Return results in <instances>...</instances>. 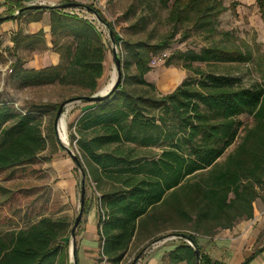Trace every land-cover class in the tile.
Here are the masks:
<instances>
[{
	"label": "trees",
	"instance_id": "16d2710c",
	"mask_svg": "<svg viewBox=\"0 0 264 264\" xmlns=\"http://www.w3.org/2000/svg\"><path fill=\"white\" fill-rule=\"evenodd\" d=\"M255 2L264 22V0ZM84 7L107 25L118 46L122 40L103 14L97 8ZM227 10L223 0H172L167 17L170 33L157 45L126 43L137 70L128 79L147 90L136 93L126 86L132 63L119 55L123 60L117 88L100 102L82 101L87 109L71 126L70 138L80 153L77 168L86 174L87 183L94 181L102 190L101 254L110 264H121L138 234L148 228L156 233L178 231L149 245L169 236L183 237L162 256L163 264H220L202 251L199 239L253 219L255 202L264 200V54L258 66L262 83L251 87L192 66L250 63L253 56L245 46L213 44L199 53L178 52L189 75L167 95H156L154 85L144 79L151 56L173 43L179 26L191 24L214 34L218 18ZM18 11L19 15L49 11L54 45L62 33L70 39L54 51L60 56L56 66L25 70L17 60L13 78L19 86L60 84L87 91L78 98L94 96L106 72V43L98 29L65 9L19 7ZM7 17L5 21L16 16L13 12ZM43 34L18 32L12 42L15 47L35 37L43 42ZM187 38L186 33L182 39ZM243 115L252 122L243 124L239 119ZM50 133L56 136L54 124ZM47 145L38 113L20 114L0 107V174L32 165ZM106 183L110 190L103 189ZM12 193V188L0 185V205ZM85 208L86 195L83 213ZM161 224L168 225L161 229ZM68 231L64 219L42 218L28 228L0 234V264H71ZM75 261L77 264L76 247Z\"/></svg>",
	"mask_w": 264,
	"mask_h": 264
},
{
	"label": "rangeland",
	"instance_id": "374dc122",
	"mask_svg": "<svg viewBox=\"0 0 264 264\" xmlns=\"http://www.w3.org/2000/svg\"><path fill=\"white\" fill-rule=\"evenodd\" d=\"M3 1L8 2V4L4 5L6 10H3V14L14 12L19 28L20 24H26L34 18L32 15H29L30 11L19 15V7L39 4L45 6L60 4V0ZM63 1L66 2L65 4L74 3L80 5L77 8L65 9V13L74 14L87 21L96 19L95 25L105 40L106 72L101 88L96 94L102 92L111 83L115 74L116 81L118 80V70L115 64L114 45L111 41L110 30L107 25L101 22L95 14L84 6L97 8L107 22L111 24L120 40H122L116 46L118 55L123 56L125 60H129L132 63L131 68L126 72V86L136 93L147 90L132 84V81L128 79L129 76L136 75L137 70L129 50L126 49V43L136 44L142 42L149 45H157L166 34L170 33L172 25L168 23L167 17L172 0H169L167 5L164 3L166 0ZM223 3L228 10L218 18L215 26L216 33L212 34L205 30L193 28L191 24L179 26L173 43L166 49L160 50L151 56L149 71L144 75V79L154 85L156 95L163 96L172 93L188 77L189 73L183 69V62L178 58V52L182 54L190 52L199 53L213 44L229 47L237 46L242 49H244V46L249 47L253 59L250 63L245 64L219 63L206 66L205 64L193 63L192 66L194 68H201L207 73L228 77L236 85L242 87H251L256 83H262V72L259 71L258 66L259 57L264 54V22L258 6L255 1L251 0H223ZM232 3L236 4L235 7H233L234 5L232 6ZM44 13L50 15L49 11L40 12L35 15V18ZM18 29L17 31H12L13 34L10 35V41H12V38L18 32L21 35L24 33L23 29L19 31ZM186 33L188 34V38L183 41L182 38ZM224 33H228L229 36L225 37ZM19 38L21 39L22 37ZM39 40H41L40 37H35V39L24 41L15 47L14 43L9 41V38L4 39L0 35V107L5 106L13 112L20 114L38 113V117L42 122L43 134L48 137L47 149L32 165L17 169L13 173L0 174V185L12 188L13 190L9 201L0 205V234L28 228L42 218H62L68 226L69 231L66 239L69 241L71 247V230L79 212L80 200L78 196L75 206L72 205L66 191L56 187L58 177L52 159L58 149H60L59 146L71 149L80 158L76 141L72 140L70 135L73 130L71 126L75 125L83 111L75 120L71 118V114L74 110L81 109L83 103L81 101L70 102V100L86 94L87 91L60 84L35 88H23L19 86V82L13 78V70L17 60L24 62V60L34 59L35 55H41L48 51L44 34L43 42ZM53 40L54 38L49 34L47 41L50 43L51 47L49 49L52 51L58 50L59 45L70 41L63 33L57 37V46L54 45ZM168 60L171 62L170 65L167 64ZM169 79H172V83H167L168 86H166L167 84L165 83ZM64 103H66V106L62 122L66 127L67 143L59 141L56 136L50 133L58 111V109H54V106H60ZM85 109L87 108L85 107ZM150 114H153V112L150 111ZM239 119L243 124H250L252 122V119L247 115H243ZM242 134L240 131L238 137L240 138ZM232 150L233 147L227 150L221 162L225 160ZM76 177L81 188L83 178L80 169L76 170ZM102 187L105 190L111 189L108 183ZM80 188L78 187V190ZM85 189L86 192L94 189L93 193L97 197L101 198L102 196V190L96 187L94 181L87 183L85 180ZM166 225L168 224H161L160 228L164 229ZM172 232L178 231L169 230L156 233L154 228L141 231L133 241L121 264H133L138 256L139 258L135 264H163L158 259L159 254L172 250L181 243V239L177 236H169L162 238L159 242L156 241L150 245L149 243L156 238ZM263 242L264 233L260 237V243ZM101 253L102 250L100 251L99 263L110 264Z\"/></svg>",
	"mask_w": 264,
	"mask_h": 264
},
{
	"label": "crops",
	"instance_id": "0c3cea01",
	"mask_svg": "<svg viewBox=\"0 0 264 264\" xmlns=\"http://www.w3.org/2000/svg\"><path fill=\"white\" fill-rule=\"evenodd\" d=\"M6 4L8 2L0 0V17L12 14H3ZM36 14L29 12L34 18L26 24H20V28L16 19L0 23V35L4 39L9 38V41L12 31H17L18 28V31L23 29L22 35L33 36L43 31L48 51L35 55L34 59L24 60L22 68L25 70H39L60 63V56L49 49L51 45L47 41L50 34V15L44 13L35 18ZM84 108L82 105L81 109L74 110L71 118L75 120ZM59 147L52 159L57 170L56 187L65 190L70 197V203L75 206L78 196L79 200L81 198V188L76 177L78 168L66 148ZM93 190L86 192V208L76 231L77 264H101L99 260L102 245L100 238L102 214L100 198L93 193ZM262 233H264V200H257L254 204L253 219L241 221L231 229L221 230L213 237H201L199 243L202 251L220 264H264V242L260 243ZM164 254H159L158 259L161 260Z\"/></svg>",
	"mask_w": 264,
	"mask_h": 264
},
{
	"label": "water",
	"instance_id": "95a60500",
	"mask_svg": "<svg viewBox=\"0 0 264 264\" xmlns=\"http://www.w3.org/2000/svg\"><path fill=\"white\" fill-rule=\"evenodd\" d=\"M79 6H80L79 4H74V3L51 5V6H45V5L39 4V5H31V6H28L26 8L27 9H33V10H39V9L45 8V7L59 8V9H71V8H77ZM7 18H8L7 16L0 17V23L4 22ZM110 37H111V41H112V43L114 45L113 53H114L115 64H116V67H117V70H118V80L113 83V85L111 86L109 91H107L106 93L100 92V93H98V94H96L94 96H91V97L87 96V97L75 98L73 100H70V102H74V101L100 102V101L104 100L105 98H107L110 95V93H112L117 88V86H118V84H119V82L121 80V75H122V72H121L122 60L119 57L118 52H117V47H116L117 45H116V43H115V41L113 39V32H110ZM65 106H66V103L61 104L59 106L57 114H56V117H55V121H54V128H55V132H56V137L58 138L59 141H62V139L60 137V133H59V125H60V120H61V118L63 116V113H64ZM66 150L68 151L69 155L74 160V162L79 165L80 164L79 157L76 154H74L71 149L66 148ZM81 173H82V171H81ZM82 178H83V180H82V183H81V198H80L79 212H78V215H77V217L75 219V223L73 225V228L71 230V238H72L71 242L72 243H71V247H70V250H69L70 251V257H71V264H76V261H75L76 231H77V228L80 225V222L82 220L83 208H84V203H85V195H86V189H85L86 174L85 173H82ZM179 238L183 239V237H179ZM157 241L159 242V241H161V239L157 240ZM186 241L191 246H193V243L190 240H186ZM196 254H197V257L199 259L200 253H199L198 250H196ZM138 258H139V256L136 258V260L134 261L133 264L136 263Z\"/></svg>",
	"mask_w": 264,
	"mask_h": 264
},
{
	"label": "bare ground",
	"instance_id": "6f19581e",
	"mask_svg": "<svg viewBox=\"0 0 264 264\" xmlns=\"http://www.w3.org/2000/svg\"><path fill=\"white\" fill-rule=\"evenodd\" d=\"M172 80V79H171ZM170 79L165 83V84H167V83H172V81H171ZM116 81V74H115V76L113 77V79H112V81H111V83L102 91L103 93H106L107 91H109V89L111 88V86L113 85V83ZM166 86H168V84L166 85ZM62 124V125H61ZM59 133H60V137H61V139H62V141L64 142V143H67V138H66V127H65V124L62 122V118H61V120H60V125H59Z\"/></svg>",
	"mask_w": 264,
	"mask_h": 264
},
{
	"label": "built area",
	"instance_id": "2783aa9c",
	"mask_svg": "<svg viewBox=\"0 0 264 264\" xmlns=\"http://www.w3.org/2000/svg\"><path fill=\"white\" fill-rule=\"evenodd\" d=\"M91 24H93L95 27H96V19H93V20H89ZM97 28V27H96ZM98 29V28H97Z\"/></svg>",
	"mask_w": 264,
	"mask_h": 264
}]
</instances>
